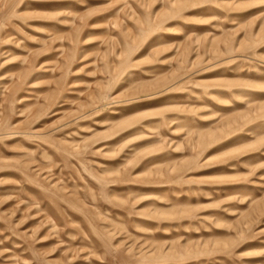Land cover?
I'll list each match as a JSON object with an SVG mask.
<instances>
[{"label": "rangeland", "instance_id": "obj_1", "mask_svg": "<svg viewBox=\"0 0 264 264\" xmlns=\"http://www.w3.org/2000/svg\"><path fill=\"white\" fill-rule=\"evenodd\" d=\"M0 264H264V0H0Z\"/></svg>", "mask_w": 264, "mask_h": 264}]
</instances>
